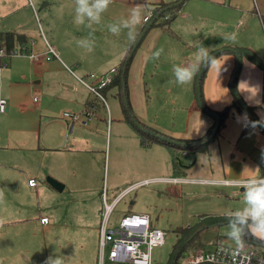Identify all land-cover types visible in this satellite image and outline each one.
I'll return each instance as SVG.
<instances>
[{
	"label": "crops",
	"instance_id": "0c3cea01",
	"mask_svg": "<svg viewBox=\"0 0 264 264\" xmlns=\"http://www.w3.org/2000/svg\"><path fill=\"white\" fill-rule=\"evenodd\" d=\"M52 1L59 3L47 14H42V20L33 0H0V31L14 30L27 37L23 46L25 54L13 56L5 67L1 66L4 68L0 70V99H4L6 104L5 110L0 111L7 114L9 110L18 107L28 113L13 125L0 124V193L3 194L0 201V221H3L0 224V264H4L6 255L10 252L16 256L22 253L23 247L14 241L18 239V235H29L34 223L40 222L43 235L50 222L57 220L62 213L75 218H87L84 212L94 204L90 213L97 214L103 205L101 191L104 183L105 199L108 202L125 187L140 180H148V183L140 184L124 195L115 207L124 202L120 207V216L125 211L146 212L150 214L154 224L157 216L152 217L156 204L152 205L154 201L150 195L154 189L148 188L151 184L161 185L162 187H158L176 200L185 190H192L191 187L202 183L211 185V191L222 197L219 195L236 188L243 190V187L237 185L248 178L264 176V6L255 9L256 20L253 17L248 20L249 7L239 5L236 0H228L225 8L232 14L238 11L245 13L244 20L238 19L231 32L236 34V40L228 41L222 38V25L228 24L226 20H222L223 11L206 9L210 4L216 5L215 1L198 0L196 11L184 13L183 9L188 1L182 0L179 24L173 21L171 26L168 23L165 26L149 25L131 55L132 60L125 74L128 102L132 113L140 121L175 138L197 139L214 124L216 118L202 110L197 103L196 80L199 72L189 84L179 85L174 81L172 67L174 64L190 61L197 44H202L212 52L232 48L240 51L241 56L235 83L237 93L243 102L253 107L254 117L262 125H258L245 110L239 111L233 104L230 80L236 56L231 51L221 53L217 58L224 69L222 72L211 67L205 69L201 86L204 103L211 110L228 107L224 123L215 135L210 136L211 139L195 151H182L188 159L174 166L172 150L162 143L152 142L149 145L160 144L159 150L162 152L152 165L162 164L165 175L140 177L138 180L137 176L123 180L111 178L109 181L104 178L100 188L93 184L92 175L86 172L93 160L102 155L96 147L97 128L106 118L100 117L97 112L99 100L92 98L91 92L80 78L89 82L94 80L91 73L103 75L112 68L118 72L120 63L134 41L128 39L127 30L116 36L110 33L107 25L127 18V11L133 5L140 4V0H112L107 11L102 14L101 24L93 26L96 29L92 33L95 44L91 52L76 43L78 39L88 37L91 29L74 23L75 0ZM38 2L41 0H36L37 4ZM48 3L47 0L43 1L39 10ZM156 5L155 1L149 2V15L143 16L149 18L137 26L138 35L152 18V9ZM32 14L40 35L46 33L44 28L50 33L55 31L57 38H52L54 44H51L46 35H43L42 46L38 44V39H31L29 34L36 33L32 25ZM164 17L167 16L164 15L159 20L162 21ZM243 25L242 31L238 32ZM160 48H163L160 58L152 59L153 52ZM244 48L253 52V60L242 52ZM71 67L75 69L72 70ZM9 74L10 77H7ZM146 85L148 91L145 90ZM33 91L41 95L40 101H33L31 106L24 107L20 101ZM103 91L104 95H110L112 101L117 98L118 105L124 111L116 83L109 84ZM152 100L157 104L151 103ZM104 104L111 121L112 110L106 100ZM65 108L71 114H78L77 118L74 120L64 116L66 110L59 116L55 115L56 111ZM87 112H90L89 118L85 115ZM124 114L126 115L125 111ZM179 164L185 166L187 171L183 173ZM47 176L63 184L61 189L51 185L46 180ZM30 178L35 180L33 185L28 184ZM82 184L88 186L86 192L78 191ZM93 189L97 195H93ZM73 197L82 199L84 210L75 213L71 209L66 211L68 205L72 206ZM221 202L218 199L216 203ZM174 204L179 208L181 206L177 201ZM210 215L227 216L223 211ZM46 216L47 222H42L41 218ZM42 242L45 246L48 241L43 239ZM97 243L98 239L96 245ZM30 246L37 247L33 240L30 241ZM73 257L72 264H93L87 260L84 251ZM17 261L23 262L19 258Z\"/></svg>",
	"mask_w": 264,
	"mask_h": 264
},
{
	"label": "rangeland",
	"instance_id": "374dc122",
	"mask_svg": "<svg viewBox=\"0 0 264 264\" xmlns=\"http://www.w3.org/2000/svg\"><path fill=\"white\" fill-rule=\"evenodd\" d=\"M35 3L36 10L38 9L37 13L40 15V18L43 20V15L47 14L49 10L54 8L59 2L54 3L52 0L49 1L48 5L43 6L40 10L41 3L46 0H41V2L36 3V0H33ZM155 1L157 4H163L166 1L170 0H140V8L142 9V16L149 15L148 8L149 2ZM186 6L184 7V13L194 12L197 10V1L198 0H187ZM217 3L216 5L210 4V6H206V9H220L223 11L222 20H226L228 24L222 25V38L224 39L225 34H230L235 28V22L238 19L244 20L243 18L245 13L238 11L237 13L229 11L226 9V5L228 4V0H211ZM239 5H244L249 7L250 12L248 20L253 17L254 20L257 19V16L254 14L255 9H260L264 6L262 0H236ZM210 2V0H209ZM137 6L136 4L131 7L129 11H127L128 16L133 7ZM182 8V7H181ZM181 8L179 9L180 12L176 13L174 17L168 20V25H173V21L177 24L181 21ZM227 10V13H226ZM41 11V12H40ZM43 14V15H42ZM228 14V16H226ZM232 14V15H231ZM168 16V13H165ZM32 14V25H34L36 33H30L31 39H38V44L41 46L43 45L44 36L54 44L52 38L56 39L57 35L55 31L50 33L47 29L46 33L43 35L39 34L38 26L36 19L33 18ZM152 19V18H151ZM44 22H42L43 25ZM45 25V23H44ZM5 28V27H4ZM231 28V29H230ZM244 25L241 29H237L238 32L242 31ZM239 36V34H238ZM260 40V37H259ZM130 53V52H129ZM128 53V55H129ZM20 52L12 53L10 56L2 55V61L6 62L10 61L13 56H19ZM22 55V54H21ZM132 60V59H131ZM89 61V60H88ZM100 64V62H98ZM5 65H3L5 67ZM4 67H0L2 70ZM72 70L75 69L71 67ZM92 75H96L91 73ZM90 75V76H92ZM87 77L86 75H82ZM10 77V74L9 76ZM142 89V86H141ZM144 90V87H143ZM145 90L148 91V86H145ZM149 93H147V97H149ZM117 94H115L116 96ZM92 98H96L93 93H91ZM105 96V100L110 106L112 110V118L107 117V112H105V104L102 100L98 99V111L100 117H105V121H101L102 123L99 125L98 129V139L96 141V147L98 152H102V155L93 160L91 167L88 169L86 173L88 175H92L93 177V184L101 186L103 185L104 178L108 181L111 178H117L119 180L132 178L133 176H137L136 179L142 178H153L155 175H165L164 173V166L160 165H152L153 161L160 158V154L162 153L159 150L160 144H152L150 146L147 143L143 142V138L140 133V129L147 130L148 127L144 126V121H141L137 115H134L135 118L138 119L139 122L132 121L131 118L124 114L123 109L118 105V99L114 98L112 101L109 97L110 95ZM117 97V96H116ZM41 99V95L33 91L31 92L30 96L24 97L23 101H20L24 107H28L32 105V102ZM33 102V103H34ZM154 103V100L151 101ZM150 103V104H151ZM6 104V103H5ZM154 104H157L156 102ZM153 104V106H154ZM1 110V109H0ZM71 112L69 109H59L56 111L55 115H61L63 111ZM7 114H3L0 111V124H7L13 125L19 120L22 119L23 116H26L28 113L23 108L20 109L18 107L13 108V110H9ZM7 112V111H6ZM172 112V111H170ZM72 113V112H71ZM152 113L154 110L152 109ZM96 114V113H95ZM99 117L98 113L96 114ZM108 118V119H107ZM94 120V119H93ZM108 123H107V121ZM107 124V125H106ZM142 127L139 128L137 125ZM151 144V143H150ZM158 145V146H157ZM179 158L178 163L182 164L188 157L182 154V151H179ZM171 154V151H170ZM180 166L182 172L187 171L186 167ZM200 168V167H199ZM196 169V168H195ZM108 174V176H107ZM106 175V176H105ZM48 176L46 177L47 180ZM135 179V178H134ZM48 181V180H47ZM151 184L148 188L154 189L151 192V199L154 201L152 205L156 204V210L152 214V217L155 218L157 216V220L154 222L153 225H157L161 228H165L167 230L165 242L162 245L155 246L152 250V264H165L167 261V257L169 256L173 242L175 241V237L178 233L176 230L177 226L183 227L186 225H193L199 221L201 216H206L210 214H216V212L223 211L224 214H228L229 211L238 209L243 205V197H244V189L240 190L238 188L231 190V192L222 193L218 197L216 196L217 193L211 191V185L207 183H202L199 186L191 187L192 190H185V193L181 194L178 200L175 197H171L167 194L165 190L159 188L157 186H153ZM164 185V184H162ZM162 187V186H161ZM79 192H86L89 188L86 185H80L78 188ZM99 191V190H98ZM152 191V190H151ZM211 191V193L209 192ZM109 193V192H108ZM93 195H97L96 190L93 189ZM93 195L91 199L93 198ZM99 196V195H98ZM73 197V204L72 206L68 205L66 211L71 209L73 213L77 211L84 210L85 204L81 198L74 199ZM109 198V197H108ZM71 199V198H70ZM218 199L221 200V203L218 202ZM110 200V199H109ZM151 200V201H152ZM97 202V200H94ZM180 202V208L174 204L175 202ZM150 203V201H149ZM124 204L120 203L117 207H115L114 211L111 212L112 218L117 220L120 217L121 206ZM94 204H92L89 209L87 208L84 212V215L87 217H73L69 214H60L57 220L51 221L47 230H45L44 234L40 231V222L34 223L32 231L29 235H18V239H15L14 243L21 245L23 247L22 253L12 254L11 252L6 255V259L4 264H45V261L48 257H60L63 260V264L71 263V259L74 258L73 256L77 255L79 252L84 251V254L87 257L88 261H92L93 264H96V252H97V239H98V226L100 220L99 212L90 213V210H93ZM211 216V215H210ZM39 221V218L37 219ZM35 225V227H34ZM214 233L211 236V242L215 243H222V244H230L233 243L229 241L224 233L227 230V221L221 224L216 225ZM181 229V228H180ZM21 231V230H19ZM218 236V237H217ZM16 237V238H17ZM36 239H34V238ZM217 237L216 240H214ZM43 239L47 242L45 246H43ZM33 240L37 247H31L30 241ZM24 243L21 244V242ZM26 241V242H25ZM214 243V244H215ZM39 244V245H38ZM205 245H208L207 243ZM17 258L22 260L17 261ZM35 262V263H33Z\"/></svg>",
	"mask_w": 264,
	"mask_h": 264
},
{
	"label": "built area",
	"instance_id": "2783aa9c",
	"mask_svg": "<svg viewBox=\"0 0 264 264\" xmlns=\"http://www.w3.org/2000/svg\"><path fill=\"white\" fill-rule=\"evenodd\" d=\"M149 17H145L146 21ZM51 53H54L50 49ZM15 51L14 53H17ZM3 49L0 50V67L5 65L2 61ZM22 54H25L22 52ZM113 73H117L115 68L105 72L103 75H92L93 81L87 82L80 78L86 89L93 95L105 102L102 89L111 82ZM0 109L5 110V100L0 99ZM88 118L90 112L85 114ZM64 116L71 119L77 118L78 114L64 112ZM264 177V176H262ZM35 180L30 178L29 185H33ZM148 183V180H140L136 184L129 185L112 201H106L104 183L101 191L103 205L99 211V234L97 264H152V250L155 246L165 242L167 230L157 225H153L150 214L146 212L125 211L117 219L112 218L111 212L116 204L123 199V196L140 184ZM243 183V182H242ZM48 218L42 217V222H47ZM177 230V229H176ZM177 236V235H176ZM209 242L202 248L198 247L188 250L184 254L185 264H264V243H256L248 240L243 250L234 253V245Z\"/></svg>",
	"mask_w": 264,
	"mask_h": 264
},
{
	"label": "clouds",
	"instance_id": "9594fccd",
	"mask_svg": "<svg viewBox=\"0 0 264 264\" xmlns=\"http://www.w3.org/2000/svg\"><path fill=\"white\" fill-rule=\"evenodd\" d=\"M111 3L112 0H75L74 23L77 26H86L91 29L88 37L76 41L79 47L89 52L93 50L95 41L92 38V33L96 30L93 26L101 24L102 14L107 11ZM143 20L142 9L137 5L132 8L127 18L110 23L107 28L110 33L116 36H119L123 30H127L128 39L135 41L138 35L137 26L142 24ZM224 39L235 41L236 34H225ZM162 52L163 48L156 50L151 58L158 60ZM209 67L219 72L224 69L214 52L202 44H197L196 52L190 61L173 65L174 81L179 85H187L201 69ZM244 119H246V114ZM237 186L244 189L243 205L228 212L226 216L227 230L224 233L226 238L233 243L234 253L244 249L249 236L264 243V177L253 176ZM2 199L3 194L0 193V201ZM2 223L3 221H0V224ZM45 264H63V260L57 256H50Z\"/></svg>",
	"mask_w": 264,
	"mask_h": 264
},
{
	"label": "trees",
	"instance_id": "16d2710c",
	"mask_svg": "<svg viewBox=\"0 0 264 264\" xmlns=\"http://www.w3.org/2000/svg\"><path fill=\"white\" fill-rule=\"evenodd\" d=\"M182 0H176L175 2H164L163 4H157L153 9V15L152 18L156 15V14H160L158 18H156L153 22L152 25H164L167 24L168 20H170L172 17H174L176 15V13L178 12V10L180 9V5H181ZM165 13H168L169 15L164 19H162V21H160L159 19L161 17H163L165 15ZM264 22V21H263ZM264 24V23H263ZM27 42V37L21 33V32H17L14 30H4V31H0V50L3 49L4 54L3 55H7L10 56L12 53H14L15 51H19L20 53L25 52V47H23ZM133 45L130 47L128 53L131 51ZM243 53H245L249 59H254L255 56L253 54V52L249 49V48H244L242 49ZM227 51H231L233 52L232 48H225V49H221L219 51L214 52L216 55H219L221 53L227 52ZM128 53L124 56L122 62L119 65V70L117 72L116 75L113 76V79L111 80V82L109 84L112 83H116L119 87L120 90V97H121V103L122 106L124 107V111L126 113V115L132 119V121L139 122L137 118L134 117L132 111H131V106L129 105L128 102V90L126 87V70L127 67L131 61V57H128ZM239 55H240V51H238ZM125 65V70L123 72V79H122V75H121V70L122 67ZM235 68V66H234ZM234 68L232 70V75L231 78L234 76V83H233V87H235V83H236V79L237 76L239 74V70L236 74H234ZM204 70H202L201 72V77H197L196 80V85L197 83H199V88H200V100L201 103L203 105V108L199 105V107L204 110L205 112L212 114L213 112H215L218 117L220 118V122H219V126L215 129L214 131V135L215 132H217L219 130V128L223 125L224 120H225V116L227 115V111H228V107H225L222 110H211L206 103H204L203 100V96H202V80L204 77ZM107 84L103 89L102 92L104 93V89L109 85ZM236 89V87H235ZM237 91V89H236ZM233 104L236 106V108L239 111H244V109L241 107V105L236 101L235 97H233ZM247 107L250 109L251 114H249V117L252 115L254 116V111H253V107L249 104H247ZM216 121H214V124L212 126H210L204 133L203 135L199 136V138L197 139H187V138H175L172 137L170 135H166L164 133H161L159 131H157L154 128L148 127V131L147 130H142V125L141 127L139 126V124L137 125L140 129V133L141 136L143 138V142L150 144L152 142H159L164 144L167 148H169L170 150H172V162H173V166L178 163V151H195L196 149H199V147L203 146V144H205L207 141H209L211 139V133L215 128V124ZM141 124V121H140ZM145 127H147V125L144 124ZM170 138V139H168ZM226 216H210V215H204L201 216V218L199 219L198 222H196L193 225H186L183 226L181 229H177L178 233L176 236L175 241L173 242V246L171 249V252L169 254V256L167 257V261L165 264H185L184 263V254L186 253V251L188 250H193L195 248H202L206 243L211 242V236L215 231V228H217L216 225L221 224L223 222H226ZM218 237V236H217ZM217 237L214 239L216 240ZM251 240L254 241L256 243H260V241L254 239L253 237L249 236L247 238V241Z\"/></svg>",
	"mask_w": 264,
	"mask_h": 264
},
{
	"label": "water",
	"instance_id": "95a60500",
	"mask_svg": "<svg viewBox=\"0 0 264 264\" xmlns=\"http://www.w3.org/2000/svg\"><path fill=\"white\" fill-rule=\"evenodd\" d=\"M46 3V2H45ZM160 14H156L152 19L149 20L148 24L144 27V29L140 32V34L137 36V38L135 39L134 43H133V47L128 55L127 58L131 57V55L133 54L134 52V49L136 48V46L139 44V40L141 39V37L144 35V33L147 31L149 25L152 24V22L159 17ZM235 56H236V64H235V68H234V74H236L240 68V64H241V56L239 55L238 51L237 50H233ZM125 70V65L122 67V70H121V75H122V79L124 77L123 75V72ZM203 69H201L199 71V75L198 77L200 78L201 77V72H202ZM233 83H234V76L231 78L230 80V87L232 88V93H233V96L235 97L236 101L241 105V107L245 110L246 113L248 114H251V111L250 109L247 107L246 103L242 101V99L239 97L235 87H233ZM196 88H197V103H199V105L203 108V105L201 103V100H200V88H199V83H197L196 85ZM212 116H214L216 118V124H215V128L214 130L212 131V135H214V131L215 129L219 126V122H220V118L218 117V115L213 112L211 114ZM253 117L254 121H256V123H258V125H262V123L256 119V117L252 116ZM211 135V136H212ZM170 139V138H168ZM48 182L53 185L56 189L60 190L61 187L63 186V184H61L59 181L55 180L54 178L48 176L47 178Z\"/></svg>",
	"mask_w": 264,
	"mask_h": 264
}]
</instances>
